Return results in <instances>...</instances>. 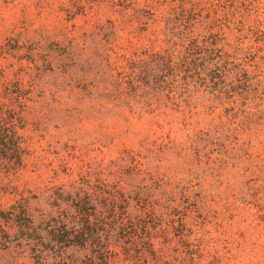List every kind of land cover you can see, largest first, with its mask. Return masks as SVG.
Returning <instances> with one entry per match:
<instances>
[{
  "label": "rangeland",
  "instance_id": "1",
  "mask_svg": "<svg viewBox=\"0 0 264 264\" xmlns=\"http://www.w3.org/2000/svg\"><path fill=\"white\" fill-rule=\"evenodd\" d=\"M259 77L264 0H0V264H264Z\"/></svg>",
  "mask_w": 264,
  "mask_h": 264
},
{
  "label": "trees",
  "instance_id": "2",
  "mask_svg": "<svg viewBox=\"0 0 264 264\" xmlns=\"http://www.w3.org/2000/svg\"><path fill=\"white\" fill-rule=\"evenodd\" d=\"M247 87H249V89H251V88L254 89V91L250 95L252 97V100L255 101L256 98L261 97L260 93L257 92V89L260 88L261 90H264V77L257 78L256 81H254L253 85L251 83H249V85H247ZM242 88H243V90H245L246 93H248L246 88L245 89H244V87H242ZM262 110L264 111V109H262Z\"/></svg>",
  "mask_w": 264,
  "mask_h": 264
}]
</instances>
